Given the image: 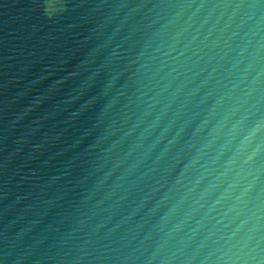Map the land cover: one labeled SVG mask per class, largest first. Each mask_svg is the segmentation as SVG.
I'll return each mask as SVG.
<instances>
[{
  "label": "water",
  "instance_id": "95a60500",
  "mask_svg": "<svg viewBox=\"0 0 264 264\" xmlns=\"http://www.w3.org/2000/svg\"><path fill=\"white\" fill-rule=\"evenodd\" d=\"M0 264H264V0H0Z\"/></svg>",
  "mask_w": 264,
  "mask_h": 264
}]
</instances>
